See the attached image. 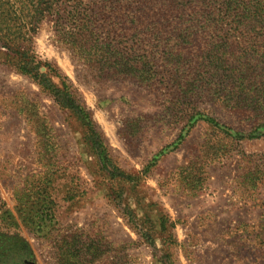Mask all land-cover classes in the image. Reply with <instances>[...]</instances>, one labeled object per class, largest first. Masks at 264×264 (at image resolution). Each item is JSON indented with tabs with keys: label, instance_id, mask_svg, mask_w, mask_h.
<instances>
[{
	"label": "rangeland",
	"instance_id": "1",
	"mask_svg": "<svg viewBox=\"0 0 264 264\" xmlns=\"http://www.w3.org/2000/svg\"><path fill=\"white\" fill-rule=\"evenodd\" d=\"M261 10L264 0L251 9ZM106 18L100 32L130 55L100 78L53 42L47 22L18 43L69 78L107 162L0 42V264H62V252L67 264H264V73L238 80L244 89L228 99L223 63L238 50L194 42L179 72L142 62L138 77L154 80L141 82L123 70L136 66L133 27ZM170 72L189 75L187 88Z\"/></svg>",
	"mask_w": 264,
	"mask_h": 264
},
{
	"label": "trees",
	"instance_id": "2",
	"mask_svg": "<svg viewBox=\"0 0 264 264\" xmlns=\"http://www.w3.org/2000/svg\"><path fill=\"white\" fill-rule=\"evenodd\" d=\"M261 1L0 0V42L2 48L7 51L9 66L36 83L59 109L75 114L88 129L93 149L107 162L102 137L89 113L80 104L69 78L51 62L41 60L33 49L22 47L23 42L19 44L18 41L22 38L25 41L27 34L36 35L47 22L51 25L53 42L67 50L72 59L83 62L97 78L98 71L105 74V69L112 59L120 66L125 56L130 55L126 48L117 47L119 43H115V39L105 37L100 32L104 24H107V15L125 16L133 27L126 34L134 36L138 43L131 60L132 63L136 61V66L132 68L131 62H127L123 68L125 74H132L134 69V75L139 81L152 83L154 79L151 75L146 79L138 77L142 62L148 66L152 63H162L163 67L169 68L170 71L179 72L176 60L190 57V46H193L194 42L222 45L231 51L238 50L235 55H226L223 63L227 69L224 70L225 77L223 75L221 78L230 86L225 89L229 94L226 98L230 99L229 96L234 94L236 88L244 89L241 83L235 88L238 80L249 81L251 76H263L264 73V52L261 43L263 37H260L264 35V26L260 27L257 33L250 29L255 27H251L252 23H264L263 10L258 13L251 11L253 7L261 6ZM228 25L231 32L220 36L223 28ZM128 32H131V35ZM178 72H170L169 78H173L184 90L191 78L187 74L183 78L179 77ZM122 74L123 71H120L112 76ZM217 75L218 72L210 76L208 81L213 83V78ZM102 77L105 78L104 81L110 78L108 75ZM243 104L248 107L250 103ZM262 105L263 103L259 102L255 106ZM209 121L213 122L212 119ZM65 256L66 252L60 254L62 264H67L63 259Z\"/></svg>",
	"mask_w": 264,
	"mask_h": 264
},
{
	"label": "water",
	"instance_id": "3",
	"mask_svg": "<svg viewBox=\"0 0 264 264\" xmlns=\"http://www.w3.org/2000/svg\"><path fill=\"white\" fill-rule=\"evenodd\" d=\"M28 264H33V263H28Z\"/></svg>",
	"mask_w": 264,
	"mask_h": 264
}]
</instances>
